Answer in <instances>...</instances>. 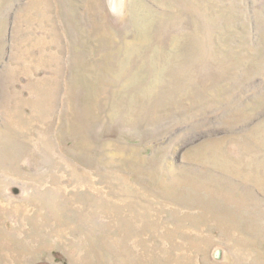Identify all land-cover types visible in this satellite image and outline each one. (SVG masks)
Returning a JSON list of instances; mask_svg holds the SVG:
<instances>
[{"label":"rangeland","instance_id":"rangeland-1","mask_svg":"<svg viewBox=\"0 0 264 264\" xmlns=\"http://www.w3.org/2000/svg\"><path fill=\"white\" fill-rule=\"evenodd\" d=\"M0 264H264V0H0Z\"/></svg>","mask_w":264,"mask_h":264},{"label":"bare ground","instance_id":"bare-ground-1","mask_svg":"<svg viewBox=\"0 0 264 264\" xmlns=\"http://www.w3.org/2000/svg\"><path fill=\"white\" fill-rule=\"evenodd\" d=\"M238 242V241H237ZM242 245V244H241ZM232 247V246H231ZM244 248V247H243Z\"/></svg>","mask_w":264,"mask_h":264}]
</instances>
